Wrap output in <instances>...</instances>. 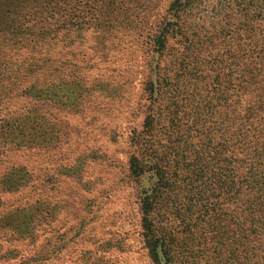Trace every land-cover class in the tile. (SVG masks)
<instances>
[{
  "label": "rangeland",
  "instance_id": "374dc122",
  "mask_svg": "<svg viewBox=\"0 0 264 264\" xmlns=\"http://www.w3.org/2000/svg\"><path fill=\"white\" fill-rule=\"evenodd\" d=\"M0 264H264V0H0Z\"/></svg>",
  "mask_w": 264,
  "mask_h": 264
},
{
  "label": "trees",
  "instance_id": "16d2710c",
  "mask_svg": "<svg viewBox=\"0 0 264 264\" xmlns=\"http://www.w3.org/2000/svg\"><path fill=\"white\" fill-rule=\"evenodd\" d=\"M187 1H189V0H187ZM145 222H147V221H145ZM148 228V227H147ZM152 238H153V236H152ZM156 243V241L155 242H153V241H151V243H150V251L153 253V254H155L156 255V251H157V244H155ZM155 244V245H154Z\"/></svg>",
  "mask_w": 264,
  "mask_h": 264
}]
</instances>
